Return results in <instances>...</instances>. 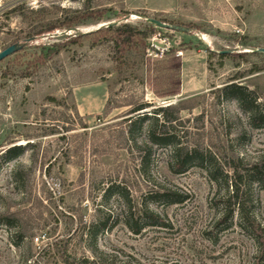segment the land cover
<instances>
[{
  "label": "rangeland",
  "instance_id": "374dc122",
  "mask_svg": "<svg viewBox=\"0 0 264 264\" xmlns=\"http://www.w3.org/2000/svg\"><path fill=\"white\" fill-rule=\"evenodd\" d=\"M15 6L26 18H6ZM39 7L46 21L76 24L0 62V264L28 255L26 264H264V183L251 176L264 172V127L215 92L237 83L264 95V55L244 53L264 48V0H0V51L27 41ZM146 18L192 31L155 27L119 63L102 40L112 34L94 35L123 25L145 31ZM231 50L220 68L217 54ZM164 54L181 60L176 95L157 78ZM145 103L138 114L183 108L176 142L208 162L176 172L172 146L152 143L145 126L130 140L126 119ZM12 147L26 151L3 158ZM235 183L238 196L228 199ZM164 190L182 202L153 195Z\"/></svg>",
  "mask_w": 264,
  "mask_h": 264
},
{
  "label": "trees",
  "instance_id": "16d2710c",
  "mask_svg": "<svg viewBox=\"0 0 264 264\" xmlns=\"http://www.w3.org/2000/svg\"><path fill=\"white\" fill-rule=\"evenodd\" d=\"M15 13L21 18H26L25 13L22 8L19 6H15L13 9H10L6 13V18ZM30 13L35 15L36 19H32L29 32H27L24 36L27 40H35L39 38L41 35L50 34L55 30L62 28L63 26L67 28H71L76 24L73 19H67L64 21L52 20L46 21L45 16L47 13L45 12V8L39 7L36 11L31 10ZM163 23L174 24L171 21L159 20ZM155 27L150 25L145 31H141L137 28L129 27L128 25H123L119 28L108 27L105 29H98L95 34H99L102 32L111 33V38L103 37V41H109L113 45L114 57L113 60L116 63H119L123 60V58L130 52L131 49H136L138 47V39L144 40L148 36L154 34ZM93 36V35H92ZM97 42H93L91 46H95ZM52 54H57V51L52 52ZM231 54V53H230ZM230 54H217V58L219 59L218 66L221 68L222 60L232 56ZM50 57V56H48ZM164 57V58H163ZM241 61H245L244 55H236ZM49 59V58H47ZM164 59L161 63H156L157 67H161L165 74L157 77L160 79H165L166 84L168 85L169 95H176L180 92V71H181V60L176 54H164L162 56ZM208 70L211 71L212 67L208 63ZM261 71V68L252 65L250 72L257 73ZM241 78V75H237L235 79L232 81ZM217 96L224 100H235L237 105L243 110L247 116L249 122L253 124L255 128L264 127V109L262 108L264 102V95L260 94L256 89L250 90L245 86H242L237 83H230L228 85L223 86L215 91ZM53 103H58L56 99L49 98ZM149 108V104H141L138 107L132 109L130 114H135L134 117L126 119L128 122V137L130 140H134V133L137 129H142L145 126V135L147 139H149L154 144H165L172 146V162H173V170L176 172H183L189 162L198 161L199 163L208 162L207 158L202 157L201 154H198L195 150L191 152L182 153V147L176 142V133L174 131V123L179 122V113L183 109L178 106L169 105L166 107H159L154 109L152 112L143 115L138 114L139 111ZM26 151V147H12L3 153V158H8L13 156L18 152ZM147 161L145 159L142 160L143 167L146 166ZM210 163V162H209ZM213 173L217 172V170L211 169ZM236 174V177L240 179V176ZM253 178L257 179L259 182L264 183V172L262 170H257L252 173ZM231 190L227 191L229 194L228 199H236L239 193V186L235 183L230 186ZM153 195L155 198L166 201L168 204H176L182 202V197L171 192L170 190L164 191H156ZM177 197V198H176ZM240 202V201H239ZM240 208V209H239ZM239 215L242 220H246L248 225L253 226L252 220H248L247 214L243 208V205L238 204ZM222 215V221L226 220L227 216L231 213L230 209ZM142 213L144 218L147 220H151L152 222H156L158 220V216L148 212L147 207L142 209ZM12 219L5 218V224H11ZM135 233L139 232V229L134 230ZM19 236V235H18ZM18 240H22L18 238ZM16 246H18L16 244ZM28 253L30 254V248H28ZM31 255H28L24 260V264L29 262V258Z\"/></svg>",
  "mask_w": 264,
  "mask_h": 264
},
{
  "label": "water",
  "instance_id": "95a60500",
  "mask_svg": "<svg viewBox=\"0 0 264 264\" xmlns=\"http://www.w3.org/2000/svg\"><path fill=\"white\" fill-rule=\"evenodd\" d=\"M145 21L154 27L166 29V30H170V31H174V32H181V33L187 34V33H191V31H192L189 27L178 25V24H167V23H163V22L156 20V19H153V18H146ZM29 41H31V40H27L22 44L15 43V44H12V45L6 47L5 49L1 50L0 51V62L6 58L12 56L13 54H16L17 52L21 51L27 45V42H29ZM233 51L234 50L221 51V52H219V54H230ZM244 53H257V54H263L264 55V48L249 49L248 51H245Z\"/></svg>",
  "mask_w": 264,
  "mask_h": 264
}]
</instances>
